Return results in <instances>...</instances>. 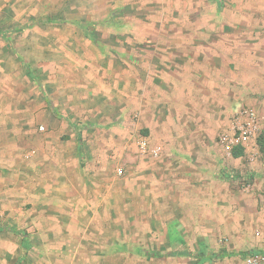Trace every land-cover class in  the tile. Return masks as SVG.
I'll return each instance as SVG.
<instances>
[{
    "label": "crops",
    "instance_id": "crops-1",
    "mask_svg": "<svg viewBox=\"0 0 264 264\" xmlns=\"http://www.w3.org/2000/svg\"><path fill=\"white\" fill-rule=\"evenodd\" d=\"M234 1L188 4L169 52L139 47L148 54L116 65L106 54L110 67L69 81L45 64L32 78L0 75V264H242L264 253L250 240L264 227L259 145L229 155L209 132L223 123L213 106L229 126L241 106L264 110V37L252 31L264 0ZM136 134L159 155L134 152Z\"/></svg>",
    "mask_w": 264,
    "mask_h": 264
},
{
    "label": "rangeland",
    "instance_id": "rangeland-1",
    "mask_svg": "<svg viewBox=\"0 0 264 264\" xmlns=\"http://www.w3.org/2000/svg\"><path fill=\"white\" fill-rule=\"evenodd\" d=\"M203 2L208 8L211 4H216V0H0V75L8 79V75L20 71L22 75L28 74L32 78L31 74L41 72L45 64L48 68L63 70L69 81L73 74L85 76L90 70L100 69L98 65L102 69L110 67L106 54L115 53L113 61L116 65L119 62L116 58H120L123 53L126 55L139 51L141 54H148V51L139 50V47L169 52L171 37L185 34L186 29H178L176 22L186 21L187 5L196 8L202 6ZM222 4L228 8L235 1L222 0ZM229 13L235 17V8ZM259 25L262 28L252 31L254 35L256 33L264 37V23L259 22ZM226 31L234 30L218 29L210 34L211 37H223ZM247 36L250 40V36ZM133 38L150 39L151 41H147L150 44H153V39L158 45H134L131 44ZM262 47L264 46L261 45ZM212 108L215 109L212 110L213 113L216 111L214 120H223L224 124L212 125L209 132L214 136L212 144L217 145L219 152H223L218 144L219 134L230 130L233 124L229 126L230 123H227L230 119L228 110V116H225L221 108ZM60 111L62 114L69 113L63 109ZM70 111L73 115L76 113V110ZM207 112L204 110V113ZM258 112L264 120V110ZM94 131L98 132L96 129ZM263 132L264 125L260 134ZM138 135L132 137L134 152H142L139 142L145 137ZM259 148L262 153L255 160L264 164V149L260 145ZM158 155L159 153L151 156ZM246 161L250 160L245 158L244 163ZM116 164L117 173L122 174L123 170L122 173L119 172L122 161ZM246 172L249 177L252 176L250 171ZM261 182L260 193L263 197L260 196V199L263 198L264 201V176ZM262 209L264 205L260 203V210ZM250 240L258 244L264 241L262 224L254 225Z\"/></svg>",
    "mask_w": 264,
    "mask_h": 264
},
{
    "label": "built area",
    "instance_id": "built-area-1",
    "mask_svg": "<svg viewBox=\"0 0 264 264\" xmlns=\"http://www.w3.org/2000/svg\"><path fill=\"white\" fill-rule=\"evenodd\" d=\"M263 123L264 120L256 108L241 106L236 109L231 129L219 134V143L229 155H232L236 149H243V151L257 149L256 140L263 131ZM139 145L143 153L149 151L150 155H157L161 150L160 146L149 148L146 138L141 139ZM257 155V151L252 152L251 160H255ZM119 172L122 173V170L120 169ZM250 183L249 180H245L246 187L250 188ZM242 264H264V253H247L243 257Z\"/></svg>",
    "mask_w": 264,
    "mask_h": 264
},
{
    "label": "trees",
    "instance_id": "trees-1",
    "mask_svg": "<svg viewBox=\"0 0 264 264\" xmlns=\"http://www.w3.org/2000/svg\"><path fill=\"white\" fill-rule=\"evenodd\" d=\"M260 147L262 148V150L264 149V132L262 134L259 135L258 139H257ZM243 153V149H236L234 150L233 154L234 156H239ZM255 252V251H254ZM258 252V251H257Z\"/></svg>",
    "mask_w": 264,
    "mask_h": 264
}]
</instances>
